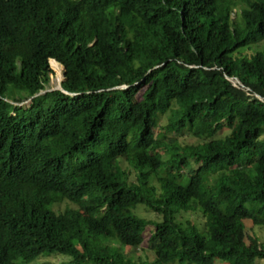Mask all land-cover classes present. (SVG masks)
<instances>
[{"label": "trees", "instance_id": "16d2710c", "mask_svg": "<svg viewBox=\"0 0 264 264\" xmlns=\"http://www.w3.org/2000/svg\"><path fill=\"white\" fill-rule=\"evenodd\" d=\"M263 37L264 0H0V264H264Z\"/></svg>", "mask_w": 264, "mask_h": 264}, {"label": "rangeland", "instance_id": "374dc122", "mask_svg": "<svg viewBox=\"0 0 264 264\" xmlns=\"http://www.w3.org/2000/svg\"><path fill=\"white\" fill-rule=\"evenodd\" d=\"M264 49V37L254 43H250L248 45H244L240 48L237 49L236 53L238 54H242V56H248L249 54H251L252 52L254 51H258V50H262ZM249 50L250 53H247L246 55H244V53H246L247 51ZM53 61V60H52ZM51 70H52V74L50 75V80L48 82V85L49 87L51 86V88H55L56 84H58V82L62 79L63 77V67L61 66L60 63H58L57 61H53V64L51 66ZM59 77H56L58 76ZM57 79V80H56ZM189 138H187L188 140ZM71 202H64L62 204H60L58 207H56L57 209H63L64 207L66 206H70ZM54 208V207H53ZM55 209V208H54ZM133 212L138 215V216H142L144 218L150 216V214L148 213V210H146L143 206L141 205H138L134 208ZM248 230L252 231V232H258L259 233V230L257 228H250V227H247ZM42 259L43 260H46L48 263H52V262H58V259L57 257H54V256H42ZM260 261L262 262L261 260H257V262Z\"/></svg>", "mask_w": 264, "mask_h": 264}, {"label": "bare ground", "instance_id": "6f19581e", "mask_svg": "<svg viewBox=\"0 0 264 264\" xmlns=\"http://www.w3.org/2000/svg\"><path fill=\"white\" fill-rule=\"evenodd\" d=\"M49 63H50V66H52V64H53V61L51 60V61H49ZM56 77H59V75L58 76H56ZM57 80V79H56ZM56 86H57V84H56Z\"/></svg>", "mask_w": 264, "mask_h": 264}, {"label": "water", "instance_id": "95a60500", "mask_svg": "<svg viewBox=\"0 0 264 264\" xmlns=\"http://www.w3.org/2000/svg\"><path fill=\"white\" fill-rule=\"evenodd\" d=\"M233 84H234V83H233ZM55 88H61L59 82H58V84H57V86H56ZM55 88H53V89H55Z\"/></svg>", "mask_w": 264, "mask_h": 264}, {"label": "clouds", "instance_id": "9594fccd", "mask_svg": "<svg viewBox=\"0 0 264 264\" xmlns=\"http://www.w3.org/2000/svg\"><path fill=\"white\" fill-rule=\"evenodd\" d=\"M54 60V59H53ZM49 64V63H48ZM59 83H60V81H59ZM56 87V86H55Z\"/></svg>", "mask_w": 264, "mask_h": 264}]
</instances>
